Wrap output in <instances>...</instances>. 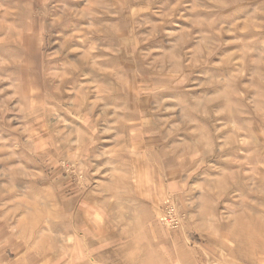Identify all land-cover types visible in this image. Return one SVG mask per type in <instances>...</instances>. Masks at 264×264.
<instances>
[{
	"label": "clouds",
	"instance_id": "9594fccd",
	"mask_svg": "<svg viewBox=\"0 0 264 264\" xmlns=\"http://www.w3.org/2000/svg\"><path fill=\"white\" fill-rule=\"evenodd\" d=\"M32 3L0 58V264H264V0Z\"/></svg>",
	"mask_w": 264,
	"mask_h": 264
},
{
	"label": "rangeland",
	"instance_id": "374dc122",
	"mask_svg": "<svg viewBox=\"0 0 264 264\" xmlns=\"http://www.w3.org/2000/svg\"><path fill=\"white\" fill-rule=\"evenodd\" d=\"M261 0H253V3L249 6V11L255 9L259 6ZM80 4H72L69 7L78 8ZM35 7L32 3V0H0V58L5 60L9 59V54L15 50V44L13 42H18L24 45L26 49L28 47L27 38L25 35V29L22 26L24 18L29 14V12ZM168 5L165 3V0H159L158 4L153 5V10H166ZM248 12L243 13V15H238L237 19L241 21H246ZM141 16L145 17L146 19L156 20L158 17L153 15L152 11L142 12ZM105 23H112L113 21L111 18L105 19ZM78 27V25L69 24L65 30V34L70 33L74 28ZM250 37H246L248 39ZM102 46L105 48H112L115 47L113 43L110 41H103ZM256 52L264 51V34L260 35L259 38L255 41L253 45ZM59 48V44H56L55 47L49 49V54L56 51ZM236 52V48L234 46H228L226 51L223 55H228L230 53ZM15 59L19 64L23 65L26 63L25 57L23 55H16L12 57ZM55 67V66H54ZM21 79H27V76L23 70V68L19 71ZM81 83H85L81 81ZM5 95H11V90L8 93L0 95V106H2V101ZM65 100L68 103H74L76 101V95L72 90H69L64 94ZM20 103L19 98L13 100L9 107L12 104ZM35 103V102H34ZM22 106V105H21ZM63 118L68 121H72L73 117L63 114ZM13 116H19L18 113L9 112L5 114V119H11L12 126H16L19 123V118L12 119ZM16 136L17 133L12 130L11 127H5L3 124H0V149L3 148H14L16 144ZM19 151V149H15ZM3 153L0 152V155ZM22 163V161H21ZM249 163L256 167L260 164H264V158L259 156H254L250 159ZM2 166V165H0ZM2 183V182H0Z\"/></svg>",
	"mask_w": 264,
	"mask_h": 264
},
{
	"label": "crops",
	"instance_id": "0c3cea01",
	"mask_svg": "<svg viewBox=\"0 0 264 264\" xmlns=\"http://www.w3.org/2000/svg\"><path fill=\"white\" fill-rule=\"evenodd\" d=\"M61 255H63V253H61ZM61 264H62V262H61Z\"/></svg>",
	"mask_w": 264,
	"mask_h": 264
}]
</instances>
